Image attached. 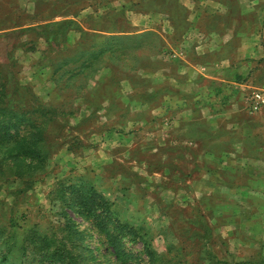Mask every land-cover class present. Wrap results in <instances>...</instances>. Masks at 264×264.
<instances>
[{
    "label": "rangeland",
    "instance_id": "374dc122",
    "mask_svg": "<svg viewBox=\"0 0 264 264\" xmlns=\"http://www.w3.org/2000/svg\"><path fill=\"white\" fill-rule=\"evenodd\" d=\"M60 21L63 42L34 30ZM263 39L264 0H0L4 101L46 155L0 160V264H113L91 192L139 229L132 264H264V114L240 105Z\"/></svg>",
    "mask_w": 264,
    "mask_h": 264
},
{
    "label": "trees",
    "instance_id": "16d2710c",
    "mask_svg": "<svg viewBox=\"0 0 264 264\" xmlns=\"http://www.w3.org/2000/svg\"><path fill=\"white\" fill-rule=\"evenodd\" d=\"M70 23L72 24L71 21L53 22L37 26L34 30L46 39L63 42L66 40V28L70 26ZM10 82L11 79L9 77L2 76L0 73V160L10 158L21 170L31 172L40 168V164H43L46 156L39 146L41 142L39 135L40 126L38 129L34 122L25 116V112L6 106L4 99L8 96L7 90ZM16 176L19 175L17 174ZM81 193L80 199L82 200L85 195ZM88 199L93 200L89 202H96L99 210H101L100 215L95 213L93 233L98 235L102 243L110 250L113 264H132L130 254L127 253L128 251H124L126 249L125 239L130 242L138 240L140 238L139 229L120 222L113 217L110 204L103 197L91 192ZM99 204L101 207H99ZM64 205L69 210L72 209L68 201H64ZM82 216L84 220H88L87 216L83 214ZM63 217L65 219L64 230L74 248H81L86 254L98 249L99 239L92 241L90 232L80 229V226L73 221L70 215H63ZM108 225H112V227H108ZM143 251H146V257H152L153 259L154 253L149 249L145 240L143 242ZM107 256H103L104 264L107 263ZM150 263L153 264L152 262Z\"/></svg>",
    "mask_w": 264,
    "mask_h": 264
},
{
    "label": "built area",
    "instance_id": "2783aa9c",
    "mask_svg": "<svg viewBox=\"0 0 264 264\" xmlns=\"http://www.w3.org/2000/svg\"><path fill=\"white\" fill-rule=\"evenodd\" d=\"M244 97V107L248 114L255 115L264 112V83L248 87Z\"/></svg>",
    "mask_w": 264,
    "mask_h": 264
},
{
    "label": "crops",
    "instance_id": "0c3cea01",
    "mask_svg": "<svg viewBox=\"0 0 264 264\" xmlns=\"http://www.w3.org/2000/svg\"><path fill=\"white\" fill-rule=\"evenodd\" d=\"M262 42H264V39L262 40ZM239 86L242 87L240 84H239ZM244 94H246V92ZM241 96H242L241 97V99H242L243 98V95H241ZM240 105H242V108L244 109V101H242V104H240ZM260 114H264V112L263 113H260ZM260 114H258V115H260Z\"/></svg>",
    "mask_w": 264,
    "mask_h": 264
}]
</instances>
